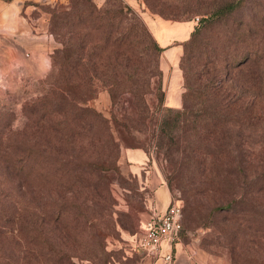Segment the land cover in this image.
<instances>
[{
    "label": "trees",
    "instance_id": "obj_1",
    "mask_svg": "<svg viewBox=\"0 0 264 264\" xmlns=\"http://www.w3.org/2000/svg\"><path fill=\"white\" fill-rule=\"evenodd\" d=\"M179 1L188 7L174 15L190 19L199 13L201 17L190 37L184 40L183 105L174 110L167 107L160 120L157 140L169 158L168 184L171 190L179 187L182 191L183 230L185 214L187 221L202 214L211 218L223 214L224 219L233 222L215 224V233L217 240L223 235L230 238L227 247L232 259L240 248L247 261L242 264H264V42L252 35L253 29L256 32L255 22L250 21L252 26L240 19L228 23V18L248 0ZM70 2L66 8L49 9L50 30L62 46L52 54L55 68L49 85L42 93L27 98L22 109L26 117L22 131L51 127L52 145L42 142L41 148L34 136L22 137V131L14 127L15 112L0 99V202L25 204L21 206L23 210L0 206V235L17 225L34 244L21 257L30 264H77L75 256H97L84 236L97 235L96 224L83 209L87 200L76 194L87 192L94 203L102 207L107 204L109 191L91 176L96 173L93 168H108L100 161L99 152L106 154L107 147L116 148L118 143L109 119L87 101L96 94V77L109 86L114 102L121 93L130 91L129 100L137 116L130 120L114 117V122L123 139L136 125L145 126L149 114L138 90L148 82L144 79L137 84L138 76L134 74L142 71L148 79L153 72V51L147 44L148 38L155 52L164 49L122 0H108L102 6L94 0ZM109 2L114 7H108ZM139 41L144 51L142 47L136 51ZM109 46L118 49L115 59L106 54ZM123 46L135 50L130 53L122 50ZM125 51L130 55L126 56ZM86 119L91 129L87 144L97 152L96 160L85 157L84 152L75 154L83 147L80 135L87 127L70 123ZM101 132H105V137L97 134ZM185 163L194 168L184 170ZM37 174L44 183L65 176L60 188L75 194L62 202L49 196L42 186L37 191ZM207 192L210 209H205L201 197ZM33 195L43 205L38 214L28 209ZM48 200L50 210L45 208ZM57 224L67 236L68 246L61 254L56 246L60 243L52 235L54 229H59ZM238 237L242 245L238 244ZM254 247L260 250L261 260L250 256ZM2 256L5 264L13 263L4 251Z\"/></svg>",
    "mask_w": 264,
    "mask_h": 264
},
{
    "label": "rangeland",
    "instance_id": "obj_2",
    "mask_svg": "<svg viewBox=\"0 0 264 264\" xmlns=\"http://www.w3.org/2000/svg\"><path fill=\"white\" fill-rule=\"evenodd\" d=\"M99 6L105 5L108 0H94ZM113 1V0H112ZM133 9L134 13L145 23L150 33L158 41L157 36L154 32L155 24L158 20H168L171 22L175 21H191L193 29L200 22L201 14H194L190 19L185 17L176 16L174 12H182L188 5L183 4V1L178 0H122ZM70 0H50L37 2V9L32 12L33 16H38L43 13L44 21L47 25V33L51 40V46L48 47L47 53L40 54L41 47L37 48L35 54L23 51V56L19 60L15 61L13 65L5 68L0 73V99L5 106L15 112L16 119L14 127L22 131V125L24 124L26 117L22 111L23 105L27 98L32 97L36 94H40L44 91L46 86L49 85V81L53 77L54 73V62L52 54L57 47L62 46L60 39L50 30V7H58L60 9L70 6ZM108 7H114L109 2ZM129 16L132 13L128 14ZM242 20L245 24L255 22L253 29V36L256 35V40L264 42V0H248L246 4L236 13L228 18V23L232 21ZM133 19L131 18V21ZM130 21V22H131ZM222 26V25H220ZM227 26V24H223ZM222 26V27H223ZM252 26V25H251ZM192 29V30H193ZM192 32V31H191ZM191 35V33H190ZM189 35V37H190ZM176 39L174 38L171 42L164 47L160 52H155V47L151 44V38H148L147 44L151 45L153 51V58L151 64L153 66V72L150 77L144 74L142 71H137L134 76L137 84L145 79L148 85L145 83L139 86L140 95L139 98L143 100L148 110V116L145 118L146 125L132 128V133H125L124 139L119 131L118 125L114 122V117H118L119 120H130L131 117L137 116V110L132 104L130 99L131 92L126 91L120 94L118 101L114 102L109 86L103 84L99 78H95V86L97 88L94 97L87 101V104L101 112L106 118L109 119V125H111V131L115 140H117V147L110 149L107 147L105 150L107 153L104 154L99 152L100 161L108 166L107 170L102 168H93L96 173H93L91 178L94 180H100V184L104 189L109 191L110 199L106 202L107 204L102 207L100 204L94 203L90 197L86 196L87 192H80L76 196L86 199V205L83 209L93 219L96 227L94 231L97 235H93L91 238L89 234H84L85 239L90 240L92 243L93 250L97 253L96 255H83V257L75 256L77 264H139L145 257L150 256L144 253L143 250L137 247V235L140 231L142 221L149 215L151 203L154 200V184L151 183L152 175L158 173L168 184L167 179V165L169 164V158L165 154V148L160 147V143L157 140L160 132V120L164 113L167 112V107L174 109L181 108L183 105V94L186 90L184 69L181 65V60L185 52V42L188 39ZM145 39L143 40L144 43ZM136 45V51L140 47H144L143 43ZM159 42V41H158ZM160 44V43H159ZM161 45V44H160ZM162 46V45H161ZM122 50H129L133 52L134 47L123 46ZM118 49L113 46H109L106 54L111 58L115 59V54ZM144 51V48L142 49ZM176 53H173V51ZM43 51V50H42ZM172 51V52H171ZM177 51H179L177 53ZM126 52V51H125ZM126 52V56L130 55ZM142 51L140 52V56ZM30 55V56H29ZM41 56L43 60H38L35 57ZM132 72V71H131ZM161 72V74H160ZM134 73V72H133ZM178 74L179 84L177 87V94L180 96V103L173 105L169 102V88L173 77ZM245 75V74H244ZM249 77V76H246ZM128 90V88H125ZM121 92V91H120ZM90 121V120H89ZM82 125L87 127L85 132H82L80 137L82 138V148L77 150V153L84 152L85 157L89 156L92 160H96L98 157L97 152L94 148L89 147L87 141L91 136V129L88 126V119L83 120L79 123L71 122L70 126ZM90 129V130H89ZM155 133V134H154ZM161 133V132H160ZM103 134L105 132L97 133ZM22 137H30L39 142V147L43 148L42 142L48 141L52 145L53 135L51 127L39 129L38 131H22L20 133ZM167 140V139H166ZM132 147H141L145 149L148 154L146 162L143 164L144 168L140 172L131 171V165L127 156V149ZM85 159V158H83ZM94 163V161H93ZM182 168L187 170L188 168L193 169L192 164H182ZM38 172V169H37ZM181 173V172H180ZM99 175V177H98ZM182 175V174H181ZM180 175V177H181ZM183 176V175H182ZM66 179L62 176L60 179L57 177L53 178L51 182L44 183L43 179L40 178L39 174L35 178V184L37 185V191L42 186L46 189V193L51 197H56L66 201L65 199L72 198L74 191H63L60 188L62 179ZM100 178V179H99ZM169 186V184H168ZM170 188V187H169ZM171 190V189H170ZM172 198L178 199L184 204L182 198V191L179 187H175L171 190ZM202 197L205 209L211 208L210 192L204 193ZM33 201L29 204L28 209L35 210L36 214L41 212L43 208L39 198L35 195L31 196ZM25 204H21L24 206ZM0 206L5 208H16L23 210V207L17 204H13L11 201L0 202ZM45 208H49L45 204ZM186 215V214H185ZM184 215L185 228L182 231L180 238L183 242L194 244L213 257L214 264H242L247 262L243 259L240 248H237L234 260L228 250L227 244L230 238L218 237L216 238V231L214 225H224L225 223H232V219L225 217L224 215H218L212 218L208 215L202 214L201 217H195L194 220L187 221ZM187 217V216H186ZM52 223L50 222V226ZM53 230L54 239L60 243L57 244V248L60 254L66 249L67 236L65 237L61 225L57 224ZM1 234V233H0ZM242 234V233H240ZM221 236V235H220ZM247 236H249L247 234ZM0 264H5V258L2 256V252L12 257V264H30L25 263V260L21 258L30 247H34V244L30 242L26 234L19 230L18 226L15 225L14 229L7 230L6 233L0 235ZM61 241H64L62 243ZM84 241V240H83ZM85 242V241H84ZM221 243L224 244L221 245ZM238 244L242 245V239L238 237ZM247 244H249L247 242ZM247 247V246H245ZM246 252V251H244ZM250 256L253 258L260 259L261 252L256 250V247L251 249ZM248 253V252H247ZM152 258V257H151ZM249 264H255L248 262Z\"/></svg>",
    "mask_w": 264,
    "mask_h": 264
},
{
    "label": "crops",
    "instance_id": "obj_3",
    "mask_svg": "<svg viewBox=\"0 0 264 264\" xmlns=\"http://www.w3.org/2000/svg\"><path fill=\"white\" fill-rule=\"evenodd\" d=\"M40 1L43 0H0V73L22 58L24 50L27 53L35 54L40 46V49L43 50H40V54H42L44 51L47 53L48 47L51 46L43 13L38 16L32 14L37 9L36 3ZM192 29L191 21L171 22L164 19L156 22L154 32L159 43L166 47L174 38L183 40L189 37ZM35 58L43 60L41 56ZM178 84L179 78L176 74L172 79L168 95L169 102L173 105L180 103V96L177 94ZM126 152L131 171L140 172L148 158L145 149L132 147L128 148ZM151 183L154 184L155 189L150 213H164L173 201L171 190L158 173L152 175ZM169 250L170 247L165 243L162 253ZM139 264H214V262L213 257L203 249L194 244L183 242L180 238L173 247L171 260L161 254L152 258L151 256L150 258L145 257Z\"/></svg>",
    "mask_w": 264,
    "mask_h": 264
},
{
    "label": "built area",
    "instance_id": "obj_4",
    "mask_svg": "<svg viewBox=\"0 0 264 264\" xmlns=\"http://www.w3.org/2000/svg\"><path fill=\"white\" fill-rule=\"evenodd\" d=\"M183 230V204L173 199L164 213L151 212L142 221L137 235V247L151 257L163 254L168 260L173 258V247ZM170 247L162 253L164 244Z\"/></svg>",
    "mask_w": 264,
    "mask_h": 264
}]
</instances>
